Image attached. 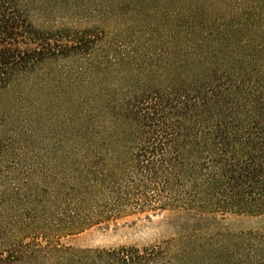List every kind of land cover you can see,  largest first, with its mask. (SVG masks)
Wrapping results in <instances>:
<instances>
[{"label":"trees","instance_id":"1","mask_svg":"<svg viewBox=\"0 0 264 264\" xmlns=\"http://www.w3.org/2000/svg\"><path fill=\"white\" fill-rule=\"evenodd\" d=\"M0 264H264V0H0Z\"/></svg>","mask_w":264,"mask_h":264},{"label":"rangeland","instance_id":"2","mask_svg":"<svg viewBox=\"0 0 264 264\" xmlns=\"http://www.w3.org/2000/svg\"><path fill=\"white\" fill-rule=\"evenodd\" d=\"M142 214L135 217H127L117 223L100 225L89 228L77 236L64 240L77 248H111L119 245L137 244L140 246L153 244L165 239L171 233V227L167 222L171 216L169 211ZM255 219L231 218V224L235 227H248L254 224Z\"/></svg>","mask_w":264,"mask_h":264}]
</instances>
